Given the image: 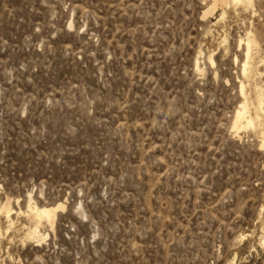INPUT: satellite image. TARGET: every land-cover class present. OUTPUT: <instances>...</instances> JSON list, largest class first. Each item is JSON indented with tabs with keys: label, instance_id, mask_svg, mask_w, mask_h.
I'll return each mask as SVG.
<instances>
[{
	"label": "rangeland",
	"instance_id": "obj_1",
	"mask_svg": "<svg viewBox=\"0 0 264 264\" xmlns=\"http://www.w3.org/2000/svg\"><path fill=\"white\" fill-rule=\"evenodd\" d=\"M215 2L0 0V264H264V0Z\"/></svg>",
	"mask_w": 264,
	"mask_h": 264
},
{
	"label": "bare ground",
	"instance_id": "obj_2",
	"mask_svg": "<svg viewBox=\"0 0 264 264\" xmlns=\"http://www.w3.org/2000/svg\"><path fill=\"white\" fill-rule=\"evenodd\" d=\"M220 0H216L215 4L217 2H219ZM224 0H222L221 3H223ZM225 1H228V0H225ZM232 2L234 3V5L236 4L237 5H247L248 6H251L252 5V0H232ZM220 3V4H221ZM231 3V2H230ZM258 44L256 42V40L253 38V36H251V32L247 35V48H248V51H247V60L245 62V64L243 65L244 67V75L245 76H249L250 77V74L252 72V66H253V61H254V55H252L253 51L252 49L253 48H258ZM258 51V50H257ZM247 78V77H246ZM248 79V78H247ZM260 87H257L255 89H257V98H255L256 100V103L255 102H252L251 99L247 96L246 94V90H245V87L242 86V96L244 98V103L241 105L240 109L238 110L237 112V115H236V128L237 127H241L242 124L244 123L245 124V128H255L257 125H259L261 123V126L264 122V93L259 89ZM256 94V93H255ZM255 111V117H253V114H252V111ZM259 123V124H258ZM243 124V126H244ZM260 126V127H261ZM259 127V128H260ZM263 127V126H262ZM244 128V127H243ZM242 128V129H243ZM238 129V128H237ZM264 137V132L263 134L261 135ZM30 205V204H29ZM28 208V207H27ZM4 209V208H3ZM56 211L57 209H54V208H39L38 206H32L30 205L29 206V214L31 215L32 219H34L37 223H41L42 221H48L51 225H53L54 223V218H55V215H56ZM2 213L4 214V212L2 211ZM0 212V220L4 217L5 219H7L8 221H11V219L13 218L12 217V210H9L6 214H2ZM22 214V213H21ZM26 215V214H25ZM5 219L3 221H5ZM31 219V218H30ZM31 219V220H32ZM30 220V221H31ZM1 223V222H0ZM8 223V222H7ZM35 223V222H34ZM42 223H45V222H42ZM41 223V224H42ZM48 223V224H49ZM11 224V223H10ZM40 224V226H42ZM38 226V224H35V226ZM31 228V227H30ZM39 228V227H37ZM35 228V229H37ZM9 229V228H8ZM32 229V228H31ZM29 232V231H28ZM37 232L38 230H33L32 231L30 230V236L31 237H35L37 235ZM26 234V232H25ZM28 234V233H27ZM39 235V234H38ZM29 236L27 235V238ZM38 236H36V239H37ZM29 239H31L29 237Z\"/></svg>",
	"mask_w": 264,
	"mask_h": 264
}]
</instances>
